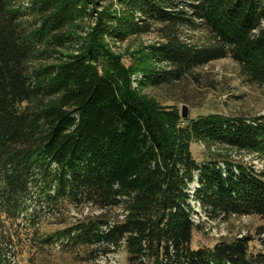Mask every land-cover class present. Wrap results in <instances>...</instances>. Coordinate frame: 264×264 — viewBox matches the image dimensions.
<instances>
[{
  "label": "trees",
  "instance_id": "1",
  "mask_svg": "<svg viewBox=\"0 0 264 264\" xmlns=\"http://www.w3.org/2000/svg\"><path fill=\"white\" fill-rule=\"evenodd\" d=\"M101 1L81 41L78 22L98 0H0V264L54 247L95 259L123 245L129 264H264V223L255 235L193 247L201 225L187 190L198 181L193 197L212 221H264V170L226 154L198 162L191 151L203 140L264 153V113L186 121L160 110L103 42L160 33L150 48L160 66L142 69V85L172 84L227 57L264 84V0ZM86 205L100 212L69 219L70 207ZM121 205L123 218L108 214Z\"/></svg>",
  "mask_w": 264,
  "mask_h": 264
},
{
  "label": "rangeland",
  "instance_id": "2",
  "mask_svg": "<svg viewBox=\"0 0 264 264\" xmlns=\"http://www.w3.org/2000/svg\"><path fill=\"white\" fill-rule=\"evenodd\" d=\"M99 2L94 5L93 15L78 22L76 30L81 41L87 38L96 24L97 15L108 3ZM14 5H29L31 0H11ZM116 8V7H115ZM185 38L199 41L203 39L201 31H184ZM163 41L156 30L142 35H134L125 41L105 37L103 42L107 49L118 56L130 70L131 87L146 101L160 110H174L183 117V108H188L187 117L190 120L200 115L219 113L228 116H251L264 113V84L251 82L243 66L231 57L218 59L205 66L195 69L186 77L172 84L161 86L142 85L144 79L143 68H158L160 65L150 58L152 45ZM80 43L79 45H81ZM75 48H63V53H69ZM181 124H185L184 121ZM191 151L198 162H203L218 154L229 155L236 161L253 165L258 170H264V153L256 151L238 150L221 144H208L203 140H194ZM198 181L188 183L192 217L201 227L194 233L193 247L213 246L222 239H233L241 235H255L256 228L263 224V219L258 215H232L226 219L212 221L204 213L201 203L193 197ZM99 209L90 205L70 207L66 212L69 219L81 218L89 214L99 213ZM124 206L112 208L108 214L112 217L123 218ZM59 225L54 223L44 224L46 230H52ZM256 245V246H255ZM258 247V242H252ZM65 252L54 247L45 255L39 254L31 261V253L26 251L19 264H129L128 252L125 246L111 252L100 254L95 259H87L82 254Z\"/></svg>",
  "mask_w": 264,
  "mask_h": 264
},
{
  "label": "water",
  "instance_id": "3",
  "mask_svg": "<svg viewBox=\"0 0 264 264\" xmlns=\"http://www.w3.org/2000/svg\"><path fill=\"white\" fill-rule=\"evenodd\" d=\"M183 117H187L188 115V108L187 106L185 105L184 108H183V113H182Z\"/></svg>",
  "mask_w": 264,
  "mask_h": 264
}]
</instances>
